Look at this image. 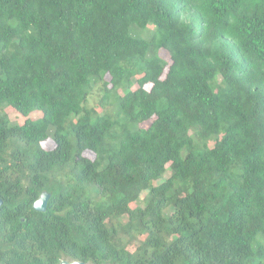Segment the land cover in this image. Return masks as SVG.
Listing matches in <instances>:
<instances>
[{
	"label": "trees",
	"instance_id": "1",
	"mask_svg": "<svg viewBox=\"0 0 264 264\" xmlns=\"http://www.w3.org/2000/svg\"><path fill=\"white\" fill-rule=\"evenodd\" d=\"M0 198V264H264V0H0Z\"/></svg>",
	"mask_w": 264,
	"mask_h": 264
},
{
	"label": "water",
	"instance_id": "2",
	"mask_svg": "<svg viewBox=\"0 0 264 264\" xmlns=\"http://www.w3.org/2000/svg\"><path fill=\"white\" fill-rule=\"evenodd\" d=\"M51 197V193L48 191H45L41 198L36 202V208L40 211H46L48 208L49 200ZM4 204V200L0 198V207ZM62 264H95V263H88L85 261H80V260H75L71 261L68 259L63 260ZM107 264H112V263H107Z\"/></svg>",
	"mask_w": 264,
	"mask_h": 264
},
{
	"label": "rangeland",
	"instance_id": "3",
	"mask_svg": "<svg viewBox=\"0 0 264 264\" xmlns=\"http://www.w3.org/2000/svg\"><path fill=\"white\" fill-rule=\"evenodd\" d=\"M161 54H165V56H167V57H169L170 58V56L169 55H167L168 53L167 52H165V51H161ZM99 97L98 96H94L93 97V103H98L99 102V99H98ZM9 111V113H10V115L12 116V118L14 119V120H23V116L21 115H19L15 110H13V109H9L8 110ZM33 116L34 117H36V116H40V114L39 113H34L33 114ZM46 145H47V143H45ZM145 195H146V193L143 195V198L145 197ZM143 200H141V202H142Z\"/></svg>",
	"mask_w": 264,
	"mask_h": 264
}]
</instances>
